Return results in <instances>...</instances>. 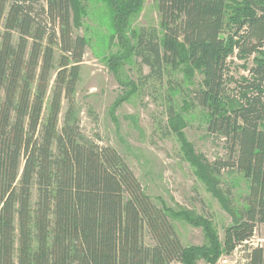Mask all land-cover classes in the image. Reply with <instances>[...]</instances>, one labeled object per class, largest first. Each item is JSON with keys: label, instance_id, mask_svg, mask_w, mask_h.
<instances>
[{"label": "trees", "instance_id": "16d2710c", "mask_svg": "<svg viewBox=\"0 0 264 264\" xmlns=\"http://www.w3.org/2000/svg\"><path fill=\"white\" fill-rule=\"evenodd\" d=\"M99 1L121 46L113 64L134 57L142 86L201 76L195 88L173 89L224 143L225 158L198 155L196 164L232 221L221 241L199 221L207 246L183 245L175 215L112 147L82 134L74 93L88 41L73 34L78 0H0V264H214L264 225V0H154L159 27L136 30L130 19L145 0ZM250 57L235 79L231 58ZM178 115L168 108V127ZM232 170L248 183L241 207L220 188ZM245 264H264V237Z\"/></svg>", "mask_w": 264, "mask_h": 264}, {"label": "rangeland", "instance_id": "374dc122", "mask_svg": "<svg viewBox=\"0 0 264 264\" xmlns=\"http://www.w3.org/2000/svg\"><path fill=\"white\" fill-rule=\"evenodd\" d=\"M78 1L83 12L79 11V23H74L73 34L88 41L74 93L82 134L99 145L112 147L153 202L177 216L171 221L183 245L207 246L206 233L200 222L211 224L221 241L224 228L231 223L232 217L203 179L196 159H199L198 155L209 161L225 158L224 143L221 138L207 133L204 112L189 108L182 90L173 89L174 83H180L184 89L195 88L201 76L195 74L188 79L182 72H175L166 75L162 84L151 81L142 86L134 57L122 58L118 65L111 60L119 55L121 46L109 27L104 3ZM39 2L45 5V0ZM142 27H159L154 0H145L130 19V30ZM230 62L232 75L239 79L247 75L252 57L246 63L237 58H231ZM143 72L147 74V68H143ZM170 106L179 115L168 127L166 113ZM65 110L63 103L60 124ZM220 186L222 191H229L234 207L243 205L248 183L241 174L233 170L224 172ZM187 218L196 223L192 225ZM263 237L264 225H258L249 242L230 255H222L214 264H245L247 248L259 245ZM144 242L151 244L147 233ZM196 264L209 263L198 259Z\"/></svg>", "mask_w": 264, "mask_h": 264}]
</instances>
